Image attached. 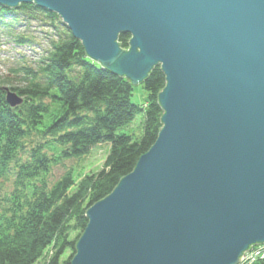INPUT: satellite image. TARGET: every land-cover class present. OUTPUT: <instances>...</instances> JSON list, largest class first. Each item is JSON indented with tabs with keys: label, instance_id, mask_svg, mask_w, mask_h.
Here are the masks:
<instances>
[{
	"label": "water",
	"instance_id": "1",
	"mask_svg": "<svg viewBox=\"0 0 264 264\" xmlns=\"http://www.w3.org/2000/svg\"><path fill=\"white\" fill-rule=\"evenodd\" d=\"M20 3L133 86L166 77L155 143L88 209L71 264H239L264 243V0H0Z\"/></svg>",
	"mask_w": 264,
	"mask_h": 264
},
{
	"label": "trees",
	"instance_id": "2",
	"mask_svg": "<svg viewBox=\"0 0 264 264\" xmlns=\"http://www.w3.org/2000/svg\"><path fill=\"white\" fill-rule=\"evenodd\" d=\"M60 19L36 3L0 4L1 44L37 42L36 28L48 29L36 57L17 52L0 76V264H71L88 209L134 170L163 126L161 66L140 85L146 96L135 102L136 87L92 61ZM129 40L119 35L122 47ZM3 86L23 97L20 107L7 103ZM137 117L136 128L120 132ZM100 145L108 149L103 167L82 172L79 164Z\"/></svg>",
	"mask_w": 264,
	"mask_h": 264
},
{
	"label": "rangeland",
	"instance_id": "3",
	"mask_svg": "<svg viewBox=\"0 0 264 264\" xmlns=\"http://www.w3.org/2000/svg\"><path fill=\"white\" fill-rule=\"evenodd\" d=\"M60 20L64 23L62 18ZM33 25H37V24L33 23ZM36 29H37L36 34L38 36L37 42H32V43L25 44L22 46L21 45H15V44L9 45L8 42L7 43L2 42V44L0 43V76L5 75L9 69V67L12 66V64H13L12 62L16 59L15 58L16 52H22L25 55H27V57L32 58L34 56L36 57V54L34 53V51H40L44 46L47 45V40L44 38V34L41 31H44V29H45V31H48V29L47 28L41 29L38 27ZM19 32H20V30H19ZM34 34H35V32H34ZM129 36L131 39L132 36L130 34H129ZM78 40L82 43V41L80 39H78ZM122 48L128 50L130 48V44H128V46L122 47ZM140 85H142V83L139 84L138 86H136V89H135V94L133 96V100L135 102H141L144 99V97L146 96L145 91L140 87ZM139 119H140V117H137V119L133 122V124L128 129H123L120 132H129L132 128L133 129L136 128L138 126ZM107 150L108 149L105 145H100V146H97L96 148H94L92 150V153L83 162H81L79 164L82 172L89 173V172L99 171L103 167V164H104V161L106 158ZM71 162L67 163V164L71 165ZM73 163H75V162H73ZM63 170L64 169L62 166L56 167L54 169V173H55V175L59 176L63 173ZM262 247H264V246H255L254 248L252 247L249 254L258 256V254H260L261 251H264V250H262ZM40 264H42V261L40 262Z\"/></svg>",
	"mask_w": 264,
	"mask_h": 264
},
{
	"label": "bare ground",
	"instance_id": "4",
	"mask_svg": "<svg viewBox=\"0 0 264 264\" xmlns=\"http://www.w3.org/2000/svg\"><path fill=\"white\" fill-rule=\"evenodd\" d=\"M20 4H23V3H20ZM24 4H26V3H24ZM18 6H19V5H18ZM7 7H8V6H7ZM10 8H13V7H10ZM44 33H45V31H44ZM50 33H51V31H50ZM45 34H46V33H45ZM8 44H9V45H12L13 43L8 41ZM17 54H18V53L16 52L15 55H17ZM3 87H5V86H3ZM6 87H7V86H6ZM6 101H7V100H6ZM7 103H8V102H7ZM8 104H9V103H8ZM22 104H23V103H22ZM22 104H20V105H18V106H16V107H12L10 104H9V105H10L12 108H18V107H20ZM255 246H264V243H262V244H257V245H253L252 247L254 248ZM252 247L250 248V250H248V251L245 252L244 257H243L242 261H241L239 264H253V263L256 262L258 259H263V258H264V251H261V253L258 254V256L250 255L249 252L251 251ZM262 250H264V247H262ZM262 252H263V253H262Z\"/></svg>",
	"mask_w": 264,
	"mask_h": 264
}]
</instances>
